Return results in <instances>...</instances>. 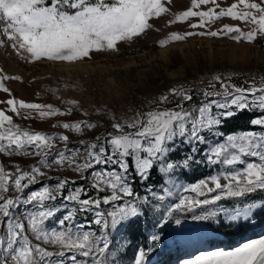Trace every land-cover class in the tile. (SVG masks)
<instances>
[{"label": "snow or ice", "instance_id": "6c2138e0", "mask_svg": "<svg viewBox=\"0 0 264 264\" xmlns=\"http://www.w3.org/2000/svg\"><path fill=\"white\" fill-rule=\"evenodd\" d=\"M172 2L0 0V47H10L33 64L73 65L92 59L93 53L118 52L120 43L141 37L154 28L152 20L170 14ZM224 3L191 0V6L173 14L168 23L197 18L189 27L201 30L173 32L159 42L160 47L192 36L227 37L248 44L264 38V0ZM225 17L244 28L225 24L213 30ZM20 79L0 69V92L10 97L0 101L6 105L0 109V154L39 159L27 168L16 164L14 172L0 163V264H120L127 239L117 245L116 237L139 219L151 221V228L147 244L137 246L132 264H151V255L168 241L166 226L170 222L179 226L181 216L191 213L194 221L220 218L225 226L239 230L250 227L255 215L264 211V75L243 85L216 75L206 88L172 87L151 101L149 110H137L129 118L113 115L112 131L80 141L82 161L80 148L68 147V135H49L14 122L9 112L42 120L72 112L16 99L5 82ZM244 111L262 115L250 120L252 130L226 133L225 121ZM98 126L89 120L54 125L80 136ZM197 165L216 172L194 184H179L180 174ZM65 167L86 184L48 176V171ZM45 176L56 179V184H41L26 193ZM139 187L145 189L143 194ZM10 190L13 195H8ZM174 194L178 199L169 204ZM226 201L237 203L226 207L222 203ZM57 216L55 226L49 227L47 222ZM77 216L84 219L77 221ZM182 264H264V237L232 249L199 251Z\"/></svg>", "mask_w": 264, "mask_h": 264}, {"label": "rangeland", "instance_id": "374dc122", "mask_svg": "<svg viewBox=\"0 0 264 264\" xmlns=\"http://www.w3.org/2000/svg\"><path fill=\"white\" fill-rule=\"evenodd\" d=\"M232 2L234 0H226L222 6H228ZM190 6L191 0H173L172 4L168 5L171 9L170 14L152 20L154 28L149 29L141 37H137L130 43H120L118 52L93 53L92 59H85L73 65L47 61L33 64L22 59L10 47H0V69H3V74L21 78L5 82L12 96L25 102L51 104L61 111L72 108L70 115L43 120L38 117L23 119L15 117L10 112L8 114L13 115L14 122L21 127L49 135L57 133L68 135L70 138L68 147H79L82 155L78 159L82 161L85 153L83 146L79 144L80 141L88 142L94 140L97 135H106L108 131H112L111 117L113 115L117 118H129L137 110H149L150 102L160 94L168 92L172 87L184 85L193 89L206 88L212 77L216 75L231 77L233 83L251 81L252 78L259 80L264 75V38L248 44L236 43L227 37L192 36L185 41L172 43L166 48L160 47L159 42L173 32L201 30L189 27V23L195 22L197 18H192L186 23L170 25L168 23L174 19L173 14H179ZM225 24L240 25L244 28L241 22L227 17L217 21L212 28L216 30ZM9 98L7 93L0 92V101H6ZM71 101H76L77 105L73 106ZM151 106L155 107L154 104ZM4 108L6 105L0 104V109ZM85 112L87 116L84 115ZM253 112L258 116L262 115V113ZM82 120H89L99 126L93 130L86 129L83 136L62 127H54L64 122ZM244 130H252V128L239 131ZM255 130L260 131L259 127ZM58 147L63 145L58 142ZM38 159V157H6L0 154V163H3L5 169L10 172H14L16 164L27 168L35 164ZM215 172L216 169L211 167L197 165L190 171L180 174L179 184H194ZM48 176L69 178L76 180L78 184H86V181L81 180L79 175L68 167L61 168L59 171H48ZM48 176L40 177V183L32 185L26 193L38 189L41 184L55 185L56 179H48ZM156 187L159 189L160 186ZM137 190L140 194L145 191L143 187ZM13 194L11 190L8 193V195ZM177 199L178 195L174 194L168 203H174ZM222 203L226 207H231L237 202ZM191 215L189 213L187 217L181 216L182 223L179 226H176L174 222H170V227L166 226L168 241L151 255V264H182L183 260L194 258L199 251L214 250L218 247L232 249L248 240L264 237V211L255 215L250 227L239 230L225 226L220 218H218L219 222L194 221ZM20 219L27 224L24 217ZM56 219L58 216L51 218L47 225L55 226ZM83 219L82 216L76 217L77 221ZM84 222L87 223L86 220ZM144 227L146 242H133L129 236L128 227L116 237L117 245L122 238L127 239V244L121 249L120 264H132L137 246L147 244L151 221L144 222ZM199 239L205 240V243L195 244L194 241Z\"/></svg>", "mask_w": 264, "mask_h": 264}, {"label": "trees", "instance_id": "16d2710c", "mask_svg": "<svg viewBox=\"0 0 264 264\" xmlns=\"http://www.w3.org/2000/svg\"><path fill=\"white\" fill-rule=\"evenodd\" d=\"M237 85H243L244 81H235ZM258 115L255 112L244 111L238 115L230 118L225 121L224 131L226 133L237 132L241 129H251L250 120L257 117ZM160 186V185H156ZM144 222L145 220H138L135 223L131 224L128 227V233L133 242H146L145 232H144ZM150 221H147L149 223ZM145 244V243H144Z\"/></svg>", "mask_w": 264, "mask_h": 264}, {"label": "bare ground", "instance_id": "6f19581e", "mask_svg": "<svg viewBox=\"0 0 264 264\" xmlns=\"http://www.w3.org/2000/svg\"><path fill=\"white\" fill-rule=\"evenodd\" d=\"M191 244H192V242H191Z\"/></svg>", "mask_w": 264, "mask_h": 264}]
</instances>
